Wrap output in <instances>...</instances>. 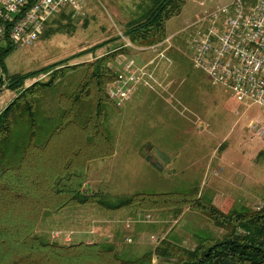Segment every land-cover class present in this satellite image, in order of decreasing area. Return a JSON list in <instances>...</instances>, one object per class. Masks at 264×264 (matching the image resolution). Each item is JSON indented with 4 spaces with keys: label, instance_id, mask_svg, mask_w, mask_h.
I'll return each instance as SVG.
<instances>
[{
    "label": "rangeland",
    "instance_id": "rangeland-1",
    "mask_svg": "<svg viewBox=\"0 0 264 264\" xmlns=\"http://www.w3.org/2000/svg\"><path fill=\"white\" fill-rule=\"evenodd\" d=\"M200 1L214 6L223 0H184L179 13L166 21L164 38L153 44L136 45L123 35L127 24L137 20L152 0H83L78 13L49 19L31 45L0 43V48L12 46L4 59L5 72L0 68L4 81L0 111L20 91L5 88L11 74L75 55L65 62L81 65L74 73L59 78L58 91L69 92L85 73L83 64L102 55L114 54L108 66L116 71L122 59H133L140 65L151 60L157 50H165L166 58L159 61L155 71L159 85L154 90L140 84L121 107L108 101L99 115L116 150L100 175L110 178L117 188V193L108 198L113 201L114 196L125 195L130 189L148 195L187 196L158 206L148 203V252L162 240L193 248L199 238L218 239L232 230V226L216 224L203 211V204L211 203L231 213L257 210L264 201V157L257 156L264 149V137L254 135L247 127L250 120L264 121V109L244 105L191 63L187 44L191 30L184 27L203 8ZM48 77L42 74L37 79L45 81ZM33 81L27 79L24 87ZM55 106L56 95L43 97V115L55 113ZM92 178L98 179V175L92 173ZM64 209L73 214L82 209L109 210L97 203ZM66 212L55 219L52 212L36 213L17 197L0 199V264H13L20 256L42 261V252L36 246L30 251V245L22 244V240L36 235L44 241L62 242L52 240L50 231L53 225L58 227L56 221L64 226L73 218H65ZM86 257L81 251L71 259L81 261ZM158 261L161 259L153 253L152 264Z\"/></svg>",
    "mask_w": 264,
    "mask_h": 264
},
{
    "label": "trees",
    "instance_id": "trees-1",
    "mask_svg": "<svg viewBox=\"0 0 264 264\" xmlns=\"http://www.w3.org/2000/svg\"><path fill=\"white\" fill-rule=\"evenodd\" d=\"M183 4L184 0H152L151 6L137 20L127 24L123 35L136 45L162 40L166 21L178 14ZM69 14L60 12L59 17ZM11 48V45L0 48L3 72L6 70L4 59ZM113 55L107 53L83 64L85 73L69 92L58 91L59 78L74 73L81 65L66 63L75 55L39 69L7 76L5 88L20 91L0 111V199L11 201L17 197L36 213H43L87 203L112 210L125 206L148 210L149 202L158 206L187 197L136 192L116 195L112 201L109 194L84 189L87 163L114 153L109 133L99 120L104 105L111 102L106 86L116 76L108 66ZM42 74L48 75V79H37ZM27 79L34 81L24 87ZM3 83L0 77V88ZM49 94L56 95L57 106L55 113L43 115L42 99ZM257 156L264 157V149ZM201 207L216 224L232 226V230L218 239L199 238L193 248L162 240L153 252L132 260L122 258L107 242L58 244L29 235L22 244L30 245V251L36 246L43 260L20 256L13 264H152L153 253L161 259L156 264H264V201L257 210L231 213H224L211 203ZM81 251L87 255L86 259H71L78 257Z\"/></svg>",
    "mask_w": 264,
    "mask_h": 264
},
{
    "label": "built area",
    "instance_id": "built-area-1",
    "mask_svg": "<svg viewBox=\"0 0 264 264\" xmlns=\"http://www.w3.org/2000/svg\"><path fill=\"white\" fill-rule=\"evenodd\" d=\"M82 5L83 0H0V43L31 45L49 19L63 11L78 13ZM199 5L202 13L184 27L191 30L187 41L191 63L244 105L264 109V0ZM157 51L140 65L133 59L120 61L115 78L106 86L115 106L121 107L140 84L151 90L159 85L155 71L166 56L165 50ZM247 127L264 137V121L250 120Z\"/></svg>",
    "mask_w": 264,
    "mask_h": 264
},
{
    "label": "crops",
    "instance_id": "crops-1",
    "mask_svg": "<svg viewBox=\"0 0 264 264\" xmlns=\"http://www.w3.org/2000/svg\"><path fill=\"white\" fill-rule=\"evenodd\" d=\"M201 13L202 9L196 18ZM115 156L116 150L114 148V153L111 156L94 159L87 163L83 186L85 190L100 191L109 195L117 193V188H114L110 178L105 175L100 176L102 170L107 167L106 163ZM92 173H96L98 179L92 178ZM131 193L134 192L130 189L125 192V195ZM65 210L51 214L55 215L56 219L60 213L66 212ZM144 212L134 206L109 209L107 212H103L102 209L98 211L82 209L74 214L66 212L65 218H73L64 226L56 221L58 227L53 225L50 238L54 241L56 239L62 240L58 244L107 242L122 258L132 260L148 252V210Z\"/></svg>",
    "mask_w": 264,
    "mask_h": 264
},
{
    "label": "water",
    "instance_id": "water-1",
    "mask_svg": "<svg viewBox=\"0 0 264 264\" xmlns=\"http://www.w3.org/2000/svg\"><path fill=\"white\" fill-rule=\"evenodd\" d=\"M157 167H161L158 163H154Z\"/></svg>",
    "mask_w": 264,
    "mask_h": 264
}]
</instances>
